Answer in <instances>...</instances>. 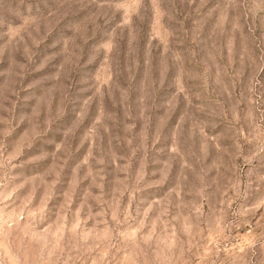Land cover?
I'll return each instance as SVG.
<instances>
[{
  "label": "rangeland",
  "instance_id": "obj_1",
  "mask_svg": "<svg viewBox=\"0 0 264 264\" xmlns=\"http://www.w3.org/2000/svg\"><path fill=\"white\" fill-rule=\"evenodd\" d=\"M0 264H264V0H0Z\"/></svg>",
  "mask_w": 264,
  "mask_h": 264
}]
</instances>
